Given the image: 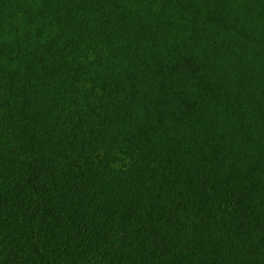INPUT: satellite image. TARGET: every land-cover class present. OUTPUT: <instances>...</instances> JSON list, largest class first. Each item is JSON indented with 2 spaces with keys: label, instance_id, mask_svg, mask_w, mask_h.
<instances>
[{
  "label": "trees",
  "instance_id": "1",
  "mask_svg": "<svg viewBox=\"0 0 264 264\" xmlns=\"http://www.w3.org/2000/svg\"><path fill=\"white\" fill-rule=\"evenodd\" d=\"M0 264H264V0H0Z\"/></svg>",
  "mask_w": 264,
  "mask_h": 264
}]
</instances>
